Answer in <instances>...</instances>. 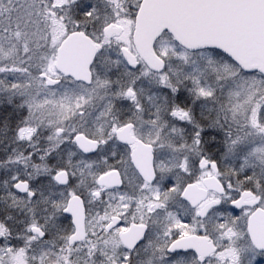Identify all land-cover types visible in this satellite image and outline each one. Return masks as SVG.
<instances>
[{
    "label": "snow or ice",
    "instance_id": "snow-or-ice-1",
    "mask_svg": "<svg viewBox=\"0 0 264 264\" xmlns=\"http://www.w3.org/2000/svg\"><path fill=\"white\" fill-rule=\"evenodd\" d=\"M0 264H264V0H0Z\"/></svg>",
    "mask_w": 264,
    "mask_h": 264
}]
</instances>
